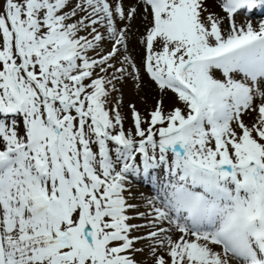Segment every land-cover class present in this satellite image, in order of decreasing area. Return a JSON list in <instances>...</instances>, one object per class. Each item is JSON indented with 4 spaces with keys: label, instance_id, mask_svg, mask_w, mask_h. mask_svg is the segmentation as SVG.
Here are the masks:
<instances>
[{
    "label": "snow or ice",
    "instance_id": "1",
    "mask_svg": "<svg viewBox=\"0 0 264 264\" xmlns=\"http://www.w3.org/2000/svg\"><path fill=\"white\" fill-rule=\"evenodd\" d=\"M0 264H264V0H0Z\"/></svg>",
    "mask_w": 264,
    "mask_h": 264
},
{
    "label": "rangeland",
    "instance_id": "2",
    "mask_svg": "<svg viewBox=\"0 0 264 264\" xmlns=\"http://www.w3.org/2000/svg\"><path fill=\"white\" fill-rule=\"evenodd\" d=\"M141 99H142V97H141ZM137 102H138L139 106L143 107L142 103H140V99H138Z\"/></svg>",
    "mask_w": 264,
    "mask_h": 264
}]
</instances>
